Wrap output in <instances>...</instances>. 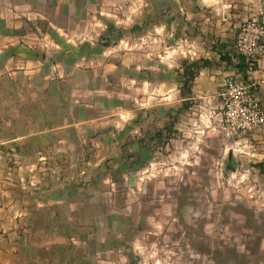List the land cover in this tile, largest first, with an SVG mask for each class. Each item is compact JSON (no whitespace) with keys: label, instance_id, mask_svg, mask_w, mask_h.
Segmentation results:
<instances>
[{"label":"rangeland","instance_id":"rangeland-1","mask_svg":"<svg viewBox=\"0 0 264 264\" xmlns=\"http://www.w3.org/2000/svg\"><path fill=\"white\" fill-rule=\"evenodd\" d=\"M40 5L34 21L40 36L78 40L73 47L60 44L56 60L51 58L58 68L70 69L58 77V87L70 92L81 80L85 87L88 73L74 71L99 63L105 75L102 110L114 105L116 115L123 121L137 118L138 127L135 140L125 125L111 154H97L90 142V186L67 191L75 217L59 221L69 241L67 251L58 248L57 259L68 264H264V121L239 137H227L215 113L182 99L189 94L187 86L180 96L159 86L160 69H153V80L143 66L138 81L131 82L135 70L125 54L138 52L144 62L146 53L157 60L162 54L158 35L146 26L149 18L156 23L161 16L147 15L145 0H40ZM50 5L59 11L51 12ZM46 43L43 50L50 49ZM103 51L105 59L98 60ZM83 53L90 58L81 60ZM176 69L171 78H177ZM146 78L149 84L142 81ZM65 207L58 206L59 212Z\"/></svg>","mask_w":264,"mask_h":264},{"label":"crops","instance_id":"crops-1","mask_svg":"<svg viewBox=\"0 0 264 264\" xmlns=\"http://www.w3.org/2000/svg\"><path fill=\"white\" fill-rule=\"evenodd\" d=\"M58 8L50 5L49 10L58 12ZM145 10L147 15L161 16L156 23L152 16L146 26L152 35H158L162 54L157 60L146 53L145 62L138 59V52L125 54L135 70L131 82L134 78L138 81L143 66L151 70L149 79L157 74L153 69H160L156 79L159 86L167 92L176 90L180 96L185 67L195 63L197 72L187 86L189 94L184 92L181 97L193 99L194 107L214 113L216 95L228 77L246 70L244 57L234 50L238 28L250 17L264 13V0H145ZM40 11V0H0L1 264H68L55 256L59 247L67 251L69 241L59 221L75 217L67 191L90 186V142L97 154H111L119 144L116 136H122L127 124L130 135L138 138L137 118L123 121L114 105L102 110L105 106L100 100L105 94L99 90L105 75L99 63L92 70H73L88 73L85 87L82 80L75 90L71 81L70 92L58 87V77L63 79L70 69L58 68L51 58L56 60L60 44L73 47L78 40L40 36L34 25ZM83 40L81 44H86ZM47 41L50 49L43 50ZM97 54L98 60L100 56L105 59L104 51ZM88 56L83 53L81 60ZM175 68L176 79L171 78ZM149 79L142 81L149 84ZM247 80L256 84L264 105V58ZM137 106L133 105L135 111ZM215 118L219 120V116ZM65 205L63 213L59 212L58 206L61 209Z\"/></svg>","mask_w":264,"mask_h":264},{"label":"built area","instance_id":"built-area-1","mask_svg":"<svg viewBox=\"0 0 264 264\" xmlns=\"http://www.w3.org/2000/svg\"><path fill=\"white\" fill-rule=\"evenodd\" d=\"M235 53L244 57L246 72L230 75L216 95L218 106L214 113L226 130L227 137H239L259 127L264 121V107L258 97L256 84L247 75L260 67L264 58V13L244 21L234 40ZM217 110V111H216Z\"/></svg>","mask_w":264,"mask_h":264},{"label":"trees","instance_id":"trees-1","mask_svg":"<svg viewBox=\"0 0 264 264\" xmlns=\"http://www.w3.org/2000/svg\"><path fill=\"white\" fill-rule=\"evenodd\" d=\"M195 66H196L195 63H190L189 65H186L185 72H184V75H185L184 85L185 86H188L191 83V81L194 79L196 72H197L195 70ZM243 72L245 73L246 70H243Z\"/></svg>","mask_w":264,"mask_h":264}]
</instances>
